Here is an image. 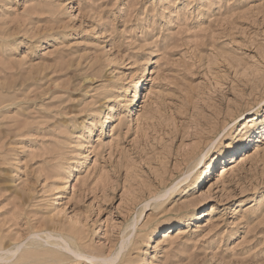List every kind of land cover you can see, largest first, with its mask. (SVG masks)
Wrapping results in <instances>:
<instances>
[{
	"label": "rangeland",
	"instance_id": "obj_1",
	"mask_svg": "<svg viewBox=\"0 0 264 264\" xmlns=\"http://www.w3.org/2000/svg\"><path fill=\"white\" fill-rule=\"evenodd\" d=\"M262 133L264 0H0V264H264Z\"/></svg>",
	"mask_w": 264,
	"mask_h": 264
},
{
	"label": "bare ground",
	"instance_id": "obj_2",
	"mask_svg": "<svg viewBox=\"0 0 264 264\" xmlns=\"http://www.w3.org/2000/svg\"><path fill=\"white\" fill-rule=\"evenodd\" d=\"M74 6V5H73ZM72 6V7H73ZM143 78V77H142ZM144 80H145V78H144ZM131 84V83H130ZM142 82H141V79H138L137 81H135L134 82V84H133V87H132V90H134L133 92H135L134 94H133V98H134V96L136 95L137 96V98L136 99H134L135 101L136 100H141V98H142V90H140V89H142L143 88V86H142ZM132 90H131V92H132ZM140 90V91H139ZM144 96V95H143ZM253 119V118H252ZM251 119V120H252ZM243 129H244V126H242L241 125V129H240V131H239V133H241L242 131H243ZM262 139H264V135H263V133H262ZM227 165H222V167H221V171L222 172H226L227 170H228V167H226ZM210 171V170H209ZM222 172H220V173H222ZM197 186H199V184L197 185ZM199 213L198 212H194V213H192V215L196 218V216L198 215ZM154 230H157V229H154Z\"/></svg>",
	"mask_w": 264,
	"mask_h": 264
}]
</instances>
